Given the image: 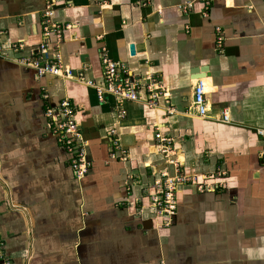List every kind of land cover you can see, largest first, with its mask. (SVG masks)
<instances>
[{"label": "crops", "instance_id": "0c3cea01", "mask_svg": "<svg viewBox=\"0 0 264 264\" xmlns=\"http://www.w3.org/2000/svg\"><path fill=\"white\" fill-rule=\"evenodd\" d=\"M105 1L0 0L5 254L13 264H264V0ZM48 5L72 29L46 55L74 79L39 78L17 61L43 43ZM102 52L134 77H157L160 106L101 103L77 78L102 81ZM196 68L209 76L194 78ZM199 80L206 117L192 110ZM64 98L78 108L91 163L80 180L45 117ZM158 130L168 140L159 149ZM163 174L192 181L171 222L150 200Z\"/></svg>", "mask_w": 264, "mask_h": 264}, {"label": "built area", "instance_id": "2783aa9c", "mask_svg": "<svg viewBox=\"0 0 264 264\" xmlns=\"http://www.w3.org/2000/svg\"><path fill=\"white\" fill-rule=\"evenodd\" d=\"M103 4L106 1L100 0ZM184 13H190L192 6L187 4L181 7ZM53 9L48 5L43 17V38L41 45L33 48L30 57H19L17 61L23 65L29 66L35 70L39 78L53 77L61 79H74L70 67L64 66L60 57H47L46 52L52 45H59L63 42L64 35L67 30H71V25L57 24L52 21ZM223 32L217 29L218 44H223ZM55 38V42L52 40ZM14 54L21 55L25 51V45L21 42L11 47ZM105 51V50H104ZM6 57L4 47L0 43V59ZM102 69L103 79L100 83L93 80H85L82 76L77 78L80 82L85 83L88 87L96 91L98 100L105 103L108 97L115 100V105H121L125 102L141 103L152 109L160 106V99L164 96V89L160 80L153 75L145 78H137L130 74L119 62L109 58L106 53L102 52ZM207 85L204 80H199L194 88V99L192 110L198 117H206L209 111L206 100ZM48 99L47 97L45 98ZM170 113H174V109H170ZM79 111L77 106L69 98L62 99L56 106H48L45 111L47 119V127L54 135L65 151L71 155V167L75 177L83 179L91 166L87 155V143L84 141L82 128L77 120ZM125 112H117L118 118H125ZM230 118L225 111L221 121L230 122ZM258 135L264 137V130L259 129ZM156 139L160 143L157 147H164V143L168 140L161 134L160 130L156 133ZM264 161V153L261 154ZM190 178L178 176L170 179L167 175H162L160 181H156L154 187L156 191L150 197L152 204L158 209L160 214L166 215L171 222L177 211V194L179 188L189 184ZM200 191L203 188H199ZM0 264H13L11 259L5 254V243L0 238Z\"/></svg>", "mask_w": 264, "mask_h": 264}, {"label": "water", "instance_id": "95a60500", "mask_svg": "<svg viewBox=\"0 0 264 264\" xmlns=\"http://www.w3.org/2000/svg\"><path fill=\"white\" fill-rule=\"evenodd\" d=\"M130 51H131V55H135L136 54V52H135V47L134 46H131L130 47ZM208 71V69L206 68V69H203L202 70V72H207ZM192 73H193V77L194 78H204V77H208L209 75H207V74H200V70L199 69H194L193 71H192Z\"/></svg>", "mask_w": 264, "mask_h": 264}]
</instances>
